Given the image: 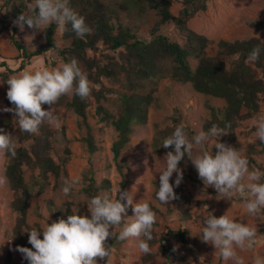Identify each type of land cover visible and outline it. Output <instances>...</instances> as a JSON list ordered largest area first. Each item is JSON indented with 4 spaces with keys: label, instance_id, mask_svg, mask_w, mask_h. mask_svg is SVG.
<instances>
[{
    "label": "rangeland",
    "instance_id": "1",
    "mask_svg": "<svg viewBox=\"0 0 264 264\" xmlns=\"http://www.w3.org/2000/svg\"><path fill=\"white\" fill-rule=\"evenodd\" d=\"M5 1L0 0V16L6 14V8L3 7ZM181 1L177 0L172 4L171 12L175 16L182 9ZM24 2L26 11L29 0ZM101 3L115 25L122 24L131 28L141 40L147 42L151 40L150 30L160 18L148 3H143V10L134 12L126 8L125 0H101ZM89 11L91 10L80 9L78 14L83 16L91 27L88 16L94 11ZM260 23L263 24L262 28L253 26ZM189 28L213 42L207 50L209 55H215L220 40L235 41L253 37L264 40V0H212L206 12H200L191 19ZM45 30L46 28L38 31L24 25L23 31L19 27L15 37L30 51H35L45 42ZM11 33L12 31L9 30L0 34V84L4 83L1 74L6 72V68L1 67L2 63H7L11 70L17 71L22 62L19 58L20 52L11 41ZM161 33L181 45L185 42L172 22L162 26ZM33 35L34 39L27 41L26 37ZM70 44L71 40L66 38L65 30L58 28L56 45L59 50L35 57L24 70L36 71L45 67L51 70L62 63L70 62L60 57V52L68 49ZM98 48V52H88V58L95 64L92 77L97 82L88 78L91 93L87 97V111L88 122L99 150L95 153L91 152L85 142L88 131L83 119L68 106L74 93L62 95L52 106H42L45 110L52 107L54 115L60 120L59 127L49 124L52 129L51 155L60 165L61 170L59 176L50 174L49 182L41 192L38 185L34 186L39 180V169L25 167L26 181L33 191V198L28 204V222L31 227L42 229L46 222L50 224L61 217L66 219L70 214L69 210L71 214L77 209L79 215L88 214L86 204L90 197L84 192L87 186L84 174L89 172L94 174L98 184L105 180L111 182L112 188L102 192H109L115 196L119 189L127 190L132 192L134 203L143 199V202L153 205L157 210L155 229L158 239H167L176 249L175 255L169 259L162 252L160 244L151 247L150 252L145 254L135 247L134 241H119L113 236L106 242L107 246L112 248L110 257L103 260L97 258L98 264H189L190 260L193 264H234L231 260H223L211 244L200 239L201 220L207 211L212 212L217 218L228 211L229 218L257 229L253 247L243 251L236 250L244 259V264H253L256 255L264 256V208L253 215L248 213L245 207V198L234 195L232 200L223 199L214 188L203 184L187 156L178 165L183 170V180L178 187L174 186L177 198L167 204H161L155 198L156 188L159 186V174L156 173L160 166L159 160H163L166 152L172 150L162 147L163 138L170 135L180 124L185 125L190 137L199 130H204L211 117L208 106L223 108L226 102L198 93L191 84L172 80L165 72L171 67L169 61L163 65V72L151 73L150 76L141 78L138 75L139 68L136 62L134 59L128 60L124 48L112 51L102 42L99 43ZM233 59L225 60L231 64ZM190 63L193 69L198 66V60L194 58L190 59ZM7 89L6 83L0 85V108L13 106L6 98ZM124 94L136 98L152 97V102L147 108L146 122L133 125L134 133L131 141L122 152L120 162L124 166L125 186L122 184L123 178L118 171L112 151V146L118 138L113 121L117 120L125 109ZM99 108L104 109L111 117L104 120L105 115L98 114ZM0 115L11 119L12 125L7 127V132L16 137L17 147L29 146L31 142L20 140V133L23 131L18 128L13 114L0 111ZM259 115H264V96L260 111L243 121L234 134L227 132V135H223L221 142L239 150L248 160L250 170L258 169L264 172V144L254 136L255 127L252 124L253 119ZM215 151L213 147V152ZM198 153L199 149L194 147L193 156ZM249 159H252L253 163L249 162ZM6 169V153H0V178L4 180V183L0 184V264H28L22 254L16 251L19 244L13 235V230L19 214L13 208L15 194L6 176ZM65 169L67 174L64 172ZM175 177L174 173L170 183H174ZM66 178H78L79 181L69 196H65L62 192ZM51 205H54L58 212L57 218L51 212ZM128 215H133L131 208ZM168 230L172 232L188 230L189 245L182 244ZM115 232L118 235L119 228ZM111 241L114 243L112 244Z\"/></svg>",
    "mask_w": 264,
    "mask_h": 264
},
{
    "label": "clouds",
    "instance_id": "2",
    "mask_svg": "<svg viewBox=\"0 0 264 264\" xmlns=\"http://www.w3.org/2000/svg\"><path fill=\"white\" fill-rule=\"evenodd\" d=\"M15 23L21 31L25 24L38 31L52 24L63 31L71 25L72 31L81 39L92 31L85 18L70 7V0H29L27 10L19 15ZM26 39L32 41L34 35ZM262 51L264 49L257 45L248 59L258 60ZM4 83L8 85L6 98L13 106L0 108V111L13 114L18 128L27 133L37 132L45 121L60 126L53 108L45 110L43 105L52 106L65 94L74 93L83 99L91 93L88 76L75 59L51 70L47 67L36 71L26 69L10 75ZM252 124L255 127L254 136L264 144V115L254 118ZM227 134L224 128L213 124L207 131L199 130L190 137L184 124L176 126L162 140V147H171L172 150L159 160L160 166L156 170L159 186L155 198L161 204L177 198L174 186L178 187L183 180V170L178 165L187 156L205 186L214 188L223 199L232 200L234 195L245 198L248 213L258 214L264 208V172L250 170L248 160L239 150L221 142V137ZM17 143L13 134L0 128V153L15 157ZM194 147L199 149L195 156ZM174 173V183H170ZM78 182V178H66L63 194L69 196ZM2 183L4 180L0 178ZM86 205V215H79L77 209L66 219L61 217L50 224L46 222L42 229H23L32 247L17 246L16 251L28 264H98L97 258L103 260L110 257L112 248L106 242L109 237L115 236L119 241H134L135 247L142 253L150 252L149 242L153 239L156 213L149 203L143 202V199L134 203L132 192L119 189L115 196L109 192L94 195ZM129 208L133 213L131 216L128 215ZM227 212L217 218L207 211L201 220L200 239L211 244L223 260L244 264V259L236 250L251 249L256 241L257 229L229 218ZM117 228L118 235L115 232ZM189 264L193 262L190 260ZM253 264H264V256L256 255Z\"/></svg>",
    "mask_w": 264,
    "mask_h": 264
},
{
    "label": "trees",
    "instance_id": "3",
    "mask_svg": "<svg viewBox=\"0 0 264 264\" xmlns=\"http://www.w3.org/2000/svg\"><path fill=\"white\" fill-rule=\"evenodd\" d=\"M211 1L182 0V9L175 16L171 12V7L177 0H125L126 8L133 10V12L143 10V3H148L150 8L157 12L160 19L151 28V40L147 42L138 38L131 28L124 27L122 24L115 25L101 0H86L85 2L70 0V7L77 13L80 9L94 11L92 15L88 16L92 24V31L81 39L72 31L71 25H67L65 36L71 40V44L68 49L60 52V57L67 61L75 59L88 78L94 82H97L92 77L95 64L88 58V52H98L100 42L112 51L124 48L128 60L134 59L136 62L139 68L138 75L141 78L148 77L151 73L163 72V65L169 61L171 67L165 72L172 80L178 83L191 84L198 93L222 99L226 102V106L223 108L208 106L211 117L207 121L204 130L207 131L213 124H216L220 128H224L226 132L234 134L243 121L258 113L261 108V101L264 96V51L261 52L259 59L256 61H250L248 56L257 45L264 49V42L258 37L235 41L220 40L217 43L215 55H209L207 50L213 42L206 36L190 29L189 22L198 13L206 12ZM10 5L12 6L9 10ZM3 7L6 8V14L0 16V34L3 31H12L11 41L20 52L19 58L22 60L17 71L24 70L35 57L45 56L51 51L59 50L56 45L58 27L52 24L45 30L44 44L37 50L30 51L15 37L19 31V26L15 21H17L19 15L25 12L26 8L24 0H6ZM171 22L174 23L175 28L183 36L185 40L183 45L171 41L169 37L161 33V27ZM253 26L262 28L263 24H254ZM191 58L198 60V66L195 69L191 66ZM226 58L234 59L231 64H228ZM2 66L6 68V72L1 74L3 81H6L10 74L17 72L11 70L7 63H2ZM97 99L99 100L100 97L98 96ZM87 101V98L82 99L74 94L68 106L83 119L88 131L85 142L91 152L95 153L99 148L88 122ZM123 102L125 103V109L122 115L113 121L118 132V138L112 146V151L118 171L123 178L122 184L125 186L124 166L120 162L122 152L131 141V136L134 133L133 125L146 122L147 108L152 102V97L136 98L124 94ZM98 114L105 115L104 120L111 117L102 108L98 109ZM11 125L10 118L0 115V128L7 132V127ZM20 140L31 143L29 146L16 147L17 154L15 157H11L6 153V176L15 194L13 208L19 214L13 235L18 240L19 246L31 248L32 246L28 244V234L23 232V229L31 228L28 222V204L33 198L32 187L26 181L25 167L39 169V180L34 183V186L38 185L41 192L49 182L50 174L59 176L61 167L51 155L52 129L47 121L42 123L35 133L21 132ZM249 162L253 163V160L249 159ZM64 172L67 174L66 169ZM84 175L87 183L84 192L90 198L103 190L112 188L109 180L98 184L93 173L85 172ZM262 181H264V178ZM51 206V212L57 218L58 212L55 210L54 205ZM150 206L156 213V208L153 205ZM69 212V215H71L70 210ZM156 225L157 222L153 226V239L149 242L150 248L160 244L162 252L170 259L176 253L173 250L174 247L167 239H158ZM168 231L178 238L182 244L189 245L188 230ZM111 243L113 244L114 241H111Z\"/></svg>",
    "mask_w": 264,
    "mask_h": 264
}]
</instances>
